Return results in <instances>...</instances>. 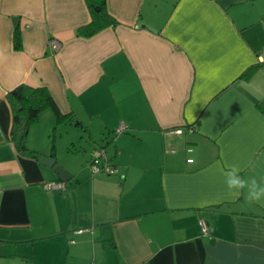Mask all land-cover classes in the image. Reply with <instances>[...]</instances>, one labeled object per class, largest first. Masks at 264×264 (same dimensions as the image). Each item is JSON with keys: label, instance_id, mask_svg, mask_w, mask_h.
Masks as SVG:
<instances>
[{"label": "crops", "instance_id": "crops-1", "mask_svg": "<svg viewBox=\"0 0 264 264\" xmlns=\"http://www.w3.org/2000/svg\"><path fill=\"white\" fill-rule=\"evenodd\" d=\"M106 9L119 24L82 38L84 0H0V244L32 264H264V198L230 192L225 175L264 186V0ZM20 84L46 87L81 125L47 110L27 134L70 176L62 192L10 143L6 94ZM97 149L114 174L92 175Z\"/></svg>", "mask_w": 264, "mask_h": 264}, {"label": "trees", "instance_id": "trees-1", "mask_svg": "<svg viewBox=\"0 0 264 264\" xmlns=\"http://www.w3.org/2000/svg\"><path fill=\"white\" fill-rule=\"evenodd\" d=\"M84 1L89 9L91 19L89 23L77 29L76 35L78 37L90 38L106 27H114L119 24V22L108 13L106 9V0ZM13 42L14 49L20 50L21 36L18 29L14 32ZM256 67L257 66L250 67L245 70L242 74V78L248 77ZM6 101L11 110V127L9 131L10 143L17 153L27 156L30 159L37 160L40 155L27 148V134L32 126L39 123L40 115L43 112L47 110L53 112L56 126L64 123H74L76 127L81 126L72 113L64 114L59 111L50 91L46 87L20 84L6 94ZM99 158L100 160H92L89 164V168L93 163L98 165L102 160L103 162L105 161V156H99Z\"/></svg>", "mask_w": 264, "mask_h": 264}, {"label": "built area", "instance_id": "built-area-1", "mask_svg": "<svg viewBox=\"0 0 264 264\" xmlns=\"http://www.w3.org/2000/svg\"><path fill=\"white\" fill-rule=\"evenodd\" d=\"M51 46L55 49L58 47V44L53 42L51 44ZM257 60L262 65V67L264 68V50L259 54ZM124 129H125V127L123 125H120V127L116 131V133H120ZM99 156H104V155H103V153H100ZM94 161H96V160H94ZM101 170H105L108 174H114L116 172L115 168L113 166H111L107 160L104 161V163L101 166L99 164L97 165L95 163H93L90 166V171H91L92 175L97 174ZM42 188L44 190L50 191V192H62L65 190V185L63 182H60V181H48L42 185ZM199 226H200L202 233H204V234L208 233V228L203 221H199ZM80 232H81V230H80ZM90 264H94V263H90Z\"/></svg>", "mask_w": 264, "mask_h": 264}, {"label": "clouds", "instance_id": "clouds-1", "mask_svg": "<svg viewBox=\"0 0 264 264\" xmlns=\"http://www.w3.org/2000/svg\"><path fill=\"white\" fill-rule=\"evenodd\" d=\"M227 189L230 192L239 194V192L245 188L248 189V199L252 203H257L264 198V186L258 184L255 180H252L249 184L243 180L239 175V170L232 168L225 173Z\"/></svg>", "mask_w": 264, "mask_h": 264}, {"label": "rangeland", "instance_id": "rangeland-1", "mask_svg": "<svg viewBox=\"0 0 264 264\" xmlns=\"http://www.w3.org/2000/svg\"><path fill=\"white\" fill-rule=\"evenodd\" d=\"M64 140H63V142L65 143L64 146L62 147L60 146L62 152L60 156L62 159H67L70 156L67 155L66 150L64 148L67 146L69 140L66 137L64 138ZM0 247L2 248V250H0V264H32L31 260L29 259L30 258L29 255L26 258L17 257V254H21V249H23L18 245L16 246V245L0 244ZM3 253L5 254V257H2Z\"/></svg>", "mask_w": 264, "mask_h": 264}, {"label": "water", "instance_id": "water-1", "mask_svg": "<svg viewBox=\"0 0 264 264\" xmlns=\"http://www.w3.org/2000/svg\"><path fill=\"white\" fill-rule=\"evenodd\" d=\"M140 27H145L150 32H153V33L156 32L154 29H152L151 27H149L145 24L140 25ZM100 153H103V155L105 156L103 149H99V150L97 149V150H95L96 155L92 160H95V159L100 160V158H99ZM37 162L46 168L53 169V172L55 173V175L57 176V178L60 182L66 183L67 181L70 180V176L68 175V173L61 166L56 165V160L54 158L45 157V156L40 155L37 158Z\"/></svg>", "mask_w": 264, "mask_h": 264}]
</instances>
